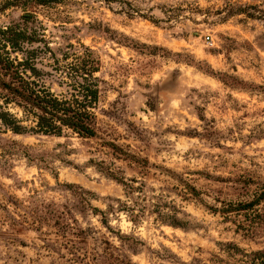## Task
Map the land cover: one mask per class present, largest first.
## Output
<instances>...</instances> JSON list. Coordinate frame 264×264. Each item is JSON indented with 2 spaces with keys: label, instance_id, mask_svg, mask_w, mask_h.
Listing matches in <instances>:
<instances>
[{
  "label": "clouds",
  "instance_id": "obj_1",
  "mask_svg": "<svg viewBox=\"0 0 264 264\" xmlns=\"http://www.w3.org/2000/svg\"><path fill=\"white\" fill-rule=\"evenodd\" d=\"M0 264H264V0H0Z\"/></svg>",
  "mask_w": 264,
  "mask_h": 264
}]
</instances>
